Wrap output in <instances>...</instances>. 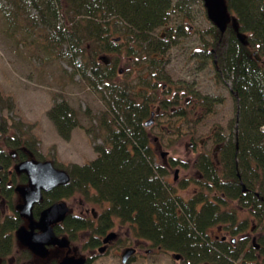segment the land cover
<instances>
[{
  "label": "trees",
  "instance_id": "trees-1",
  "mask_svg": "<svg viewBox=\"0 0 264 264\" xmlns=\"http://www.w3.org/2000/svg\"><path fill=\"white\" fill-rule=\"evenodd\" d=\"M5 1L6 17L36 34L50 57L67 60L72 74L80 73L88 86L102 95L106 105L96 116L99 132L93 129L96 138L103 140V144H95L97 157L66 167L70 183L45 192L42 203L35 205V215L50 201L78 192L91 201H108L106 215L130 222L136 235L179 253L181 264H235L236 260L249 264L259 257L261 261L254 264H263L264 0H225L246 42L238 37L232 22L224 32L215 25L208 30L213 41L205 40L208 44L205 50L209 51L221 81L231 82L236 131L225 142L222 158L216 162L206 154L198 158L196 166L207 180L189 198L168 188L152 139L158 142L168 133L178 135L182 132L178 121L183 118L190 123L189 104L182 102L178 88L170 89L171 84H164L168 76L163 74L162 56L177 35L188 32L183 19L174 21V14H190L197 0ZM220 39H224V48L215 52L212 44ZM109 56L111 60L105 62L104 58ZM135 65L137 81L129 78V70L126 71ZM169 93L170 99L166 96ZM172 108L178 109L170 112L179 120L170 127L161 126V132L151 138L146 120L152 113L155 118L157 110L161 116ZM48 111L59 134L68 139L79 124L73 106L61 99ZM16 122L14 116L0 118V163L4 166L0 186L10 198L8 214L0 211V257L11 255L16 245L15 230L23 218L15 207L14 185L27 180L26 174L16 175L14 170L13 178H6L16 161L10 149L18 151V161L26 158L29 151L40 158L36 138L27 135ZM155 122L154 119L152 124ZM11 130L25 137L12 136ZM167 138L173 146L176 137ZM241 208L246 213L242 217ZM68 219L72 220L73 230L82 226L83 222L72 215ZM217 224L231 234L226 241L212 236L210 228ZM254 225L262 226L261 233L256 242L249 243V252L242 254L248 238L247 227Z\"/></svg>",
  "mask_w": 264,
  "mask_h": 264
},
{
  "label": "rangeland",
  "instance_id": "rangeland-1",
  "mask_svg": "<svg viewBox=\"0 0 264 264\" xmlns=\"http://www.w3.org/2000/svg\"><path fill=\"white\" fill-rule=\"evenodd\" d=\"M5 7L6 1L0 0V118L14 116L17 119L16 123L19 124L22 130L25 129L27 135L36 138V145L40 153L38 156L42 160H52V163L55 162L67 170L66 167H69L71 163L84 164L95 159L97 157L95 144H103L102 138H96L94 134L99 132L96 129V116L106 108L104 100L101 98L102 95L97 90L90 88L86 81L81 78L80 73L72 74V66L67 60L50 57L47 51L42 49L39 39L35 38L36 34L28 32L22 28L21 24H13L10 18L5 15ZM9 7L10 5H8ZM204 8L203 0H197L192 5V9L189 11L190 14L188 12L174 14V18H176L174 21L178 22L183 19L186 26H188L186 30L188 32L185 35H177L170 49L162 56L165 61L163 74L168 76L164 84H171L170 89L178 88L180 94L183 86L188 87L190 93H187L184 98L182 97L183 103L186 102L187 96L190 98L193 97V94L210 95L213 96L212 98L216 97L217 99L214 98L215 101H213L214 104H212L209 113H206L205 106L199 105L196 110L193 101L187 103L189 104L188 109L191 111L189 112V124L185 122L184 118L179 120L176 116L172 117L170 110L173 112L178 110L172 108L168 109L165 114L162 113L161 116L159 115L160 111L157 110L156 113L158 114L154 118L156 122L150 125L152 138V136L161 132V126L170 127L172 122H175L176 119L179 120L178 124L181 126L182 131L178 134L179 136L175 133H168L167 135V137H176L173 146L168 144L170 141L167 140V137L158 142L157 140L154 142L152 139V143H154L152 147L157 153L156 158L159 164L163 165L164 160H171L172 158L176 169L177 166H181L179 173H177L179 185L184 182L182 179L185 178L188 172L193 173L192 176L195 175L197 166H195L196 168L192 166L200 156L210 155L214 157L215 162L220 157L222 158L223 151L220 152L221 149L217 150L218 153L216 154L213 151L216 143H219L211 140L210 134L213 133V130L216 133L223 131V134L229 135L234 134L236 131V123L234 122L236 103L230 88L231 82L219 80L217 71H213L215 69L211 66V63L203 61V57L200 58V61L195 58V55H203V52H198V50L207 48L206 45L208 44L205 40L208 42L213 41V35L208 30L214 24L207 16ZM32 12H35V9H32ZM231 14L228 10V15L231 16ZM17 21L19 20L17 19ZM171 21L174 23L173 20ZM221 39L217 44H212L214 50L224 48V39ZM209 45L210 49L211 43ZM111 57L114 58L112 54ZM111 57H106V60L110 61ZM135 68L136 65L132 67V70L126 68V71L129 70V78L137 81ZM189 94H192V96ZM166 96L169 99L172 98L170 93ZM61 99L69 101L79 118L77 119L79 124L71 130L68 139L59 134L56 124L48 115V110ZM183 103L182 105H185ZM9 104H12V107H7ZM191 126L193 128L189 129ZM93 129H96L95 132H93ZM169 132L173 131L170 130ZM10 134L16 137H25V134L14 133L13 130L10 131ZM162 151L168 153L165 159L160 154ZM55 163L54 165H56ZM175 167L168 169L169 174L167 177L170 180H173L176 175L174 172ZM190 168H193L194 172ZM1 175L0 173V177ZM6 178L9 180L13 176L7 175ZM182 194L184 195V193ZM17 196L15 194L14 202ZM80 197L81 194L77 192L75 197L70 199V204L74 201L75 204L78 203ZM97 208L102 209V206L97 205ZM239 212L240 217L246 214L242 208ZM127 227L129 225L126 224L121 238L114 244V248L109 253L101 255L96 264H122L118 250L129 238ZM247 228L248 239H246L242 254L249 252L247 247L253 237L259 236L261 233L259 230L262 226L254 225ZM212 233L214 234V232ZM83 237L84 235L77 241H83ZM230 237L231 234L228 238ZM237 237H240V235H237ZM74 245H76V242H74ZM14 249L15 252L5 259V264H18L16 258L24 254V248L20 243H17ZM139 253V256L134 257L135 261L130 264H181V261L175 259L170 250H157L155 248L151 252ZM11 259L12 263L10 262ZM259 259L261 261V257L257 260ZM257 260L254 259V263ZM38 262L48 264V261L38 260L35 257L26 261L27 264ZM235 264H239V260H236Z\"/></svg>",
  "mask_w": 264,
  "mask_h": 264
},
{
  "label": "flooded vegetation",
  "instance_id": "flooded-vegetation-1",
  "mask_svg": "<svg viewBox=\"0 0 264 264\" xmlns=\"http://www.w3.org/2000/svg\"><path fill=\"white\" fill-rule=\"evenodd\" d=\"M203 52V55H195L196 60L200 61V58L203 59V61L208 63H211V66L215 69L213 71H216V66L214 65V62L212 61L213 59H211L210 55H209V51L205 50V49H200L198 50ZM216 52V50H215ZM217 73V72H216ZM219 76V75H218ZM219 80H221V76H219ZM190 93L189 90L187 89H183L181 94L182 97L184 98V96ZM190 96H192V94H189ZM200 95H195L193 94V97H188L186 98V102L187 103H192V101L194 102V106L197 108L199 107V105L205 106L206 109V113H209L212 109V104L213 101H215L214 98H212L213 96H208V95H201L200 97H198ZM217 99V98H216ZM195 100V101H194ZM221 101V100H219ZM203 108V107H201ZM228 135V136H226ZM229 134H223V131L216 133V131L213 130V133L210 134L211 140H214V142H219L216 143V145L213 148L214 154L218 153L217 150L221 149L220 152L223 151V149L225 148V142L227 141V139L229 138ZM224 138V139H223ZM18 151L16 150L15 152H12L10 155L12 156V158L16 159V161L18 162L17 158H18ZM30 152H28V156L22 160H25L31 156H33L32 154H29ZM157 154V153H156ZM161 154V153H160ZM168 154V153H167ZM167 154L163 155L162 158H166L165 156H167ZM162 155V154H161ZM200 155V154H199ZM21 161V160H19ZM165 163H163V168L165 170V175H164V180L166 181V184L168 186V188L170 189H174L175 193L178 195H181L185 198H189L192 197L193 195H195V193H197L198 191L201 190L202 184L201 182L205 180H207L206 178H203L202 172L201 170H199V168H196V164H198V160H196L195 164H193L192 167H195L196 172L194 173L195 175L192 176L193 173H187L185 175V178L183 176L184 179H182L184 182L182 184H178V175L177 173H179L180 171V167L181 166H177L176 169V165H173V160L171 158L170 159H166L164 160ZM3 167V166H2ZM171 167H175V176L173 178V180H170L167 175L169 174L168 169H171ZM14 168V169H13ZM13 168L9 169L8 175L11 176L13 173V170L15 172H17V174H21L24 172H18L17 170H15V166H13ZM192 169L194 172L193 168ZM3 170V168L0 169V173ZM177 170V172H176ZM191 171V170H190ZM26 174V173H24ZM27 176V174H26ZM2 177V176H1ZM0 177V183L2 182V178ZM71 177V176H70ZM71 180V178H70ZM28 182V176H27V180L26 182H22V183H18L17 185H14L15 187L18 186L19 184H25ZM68 183V182H67ZM67 183L64 184H59L58 186L54 187H60L61 185H65ZM70 183V182H69ZM1 185V184H0ZM14 187V190H15ZM52 188V189H54ZM50 189V190H52ZM49 191V190H48ZM186 193H185V192ZM47 192V191H43V194ZM15 193L17 194L16 190ZM184 193V195L182 194ZM41 194V195H43ZM76 193H70L69 195L66 196H62L59 198H56L52 201H50V203L44 205L38 214L35 215L34 213V209H35V205L41 204L44 198V195L42 196V199L39 203H36L35 205H33V214H34V218L38 219L40 216V213L42 212L43 209H45L46 207H48L50 204L59 202V201H64L66 206L68 207V211L65 214L64 218L55 222L53 225H51L53 227V230L56 234L57 237L61 238V237H65L67 239V242L64 243L63 245H61L60 243H52L49 244L47 246L49 253L46 256H42V255H38L36 253H34L33 251H31L28 247L24 246L23 244H21L17 238V234H16V230H15V235H16V244L20 243L23 248H24V254L19 255L16 259L18 261V264H27L26 261H28L29 259H31L32 257L37 258L38 260H43V261H48V264H60L61 261H63L64 259H70V257H74L72 258L74 262H72L71 264H96L97 259L101 256V255H105L107 253H109L110 250H112L114 248V244L118 241L119 238H121V235L124 231V226L127 224L129 225V227H127L129 229V232H127L129 234V238H127V242L125 241V244H123L119 250H118V254L121 255V263L122 264H130L133 261H135L134 257L137 255L139 256V252H151L153 251L155 248L158 249H162L167 251V249L163 248L160 245H154L153 242H151L150 239L144 238L142 236H138L136 235V233L133 232L132 230V224L130 222H126V221H121L119 218L117 217H112V215H106L104 212L107 211L108 207H109V202L105 201V200H89L86 199L85 197L81 196L78 200V203L75 204L74 203L70 204V199L72 197H75ZM10 198H8L7 194L5 192L2 191V186H0V211L3 215H7L8 214V201ZM20 201L19 196H17V199L15 201V207L17 206V203ZM4 203H6L4 205ZM97 205L102 206V209L97 208ZM73 206V207H72ZM17 208V207H16ZM21 215V214H20ZM72 215V217L74 219H77L82 223V226H80L78 229H72V220L68 219V216ZM22 217V216H20ZM23 218V222L20 224H27L25 223V221H27V219ZM101 225H103V227H101ZM20 227V226H18ZM211 229V234L214 237H219L222 240H227L229 235V231L224 228V226L222 224H217L216 226H214V228H210ZM36 231H40L39 228H36ZM114 232V237L108 239L107 241L105 240V238L108 236L109 233ZM214 232V234L212 233ZM82 235H84L83 237V241H77ZM242 236V235H241ZM248 237V236H246ZM253 237V236H252ZM233 238V237H232ZM256 237L252 238L253 239ZM235 242V238H233ZM248 239V238H247ZM74 242H76V245H74ZM77 243H80L79 245ZM16 247V245H15ZM14 247V248H15ZM13 248V249H14ZM103 248V249H102ZM128 248H133V253L131 255H129L126 260L123 259V254L124 251H126V249ZM15 252V249L13 250V252L11 253V255ZM173 256L175 255L174 251H171ZM9 255L7 256H3L0 257V264H5V259L8 258ZM175 259H177L178 261L181 260V256L179 258H176L174 256ZM83 259V261L81 263L78 262V260ZM10 262L12 263V259L10 260ZM32 264H46L44 262H38V263H32Z\"/></svg>",
  "mask_w": 264,
  "mask_h": 264
},
{
  "label": "water",
  "instance_id": "water-1",
  "mask_svg": "<svg viewBox=\"0 0 264 264\" xmlns=\"http://www.w3.org/2000/svg\"><path fill=\"white\" fill-rule=\"evenodd\" d=\"M209 19L224 32L228 22L232 20L234 28L237 30L238 37L246 42L244 34L239 31L237 22L234 18L228 15V8L225 0H204ZM120 72L122 70L120 69ZM154 113L146 120V125H151L154 121ZM30 154V153H29ZM162 156L167 154L166 151L161 152ZM2 166H0V169ZM18 172H24L28 176L26 184H19L15 187L20 196V201L17 203V210L22 217L27 219V224H22L17 227L16 234L19 242L28 247L31 251L38 255L46 256L49 253L47 246L52 243H60L63 245L67 242L65 237H57L53 227L55 222L64 218L68 211L64 201H59L50 204L42 210L38 219L34 218L33 205L39 203L42 199L43 191H48L59 184L70 182V173L63 168L55 166L51 160H39L35 157L18 162L15 166ZM177 172V170H176ZM39 228L40 231H36ZM114 232L109 233L105 238L114 237ZM255 242V238L253 239ZM103 249V248H102ZM133 248H128L124 251L123 259L133 253ZM176 258L180 257L179 253L174 255ZM74 257L64 259L60 264H71ZM83 259L78 260L81 263ZM262 264V263H261ZM264 264V263H263Z\"/></svg>",
  "mask_w": 264,
  "mask_h": 264
},
{
  "label": "bare ground",
  "instance_id": "bare-ground-1",
  "mask_svg": "<svg viewBox=\"0 0 264 264\" xmlns=\"http://www.w3.org/2000/svg\"><path fill=\"white\" fill-rule=\"evenodd\" d=\"M73 130V129H72ZM12 152H15L16 150L15 149H13V150H11ZM30 152V151H29ZM35 156V155H34ZM35 158H37V157H35ZM37 159H39V160H42V159H40V158H37ZM19 162V161H18ZM17 161H14L12 164H11V167H13V166H16V164L18 163ZM3 164L2 163H0V166H2ZM2 168H4V166L2 167ZM255 242H256V240H255ZM176 254V253H175Z\"/></svg>",
  "mask_w": 264,
  "mask_h": 264
}]
</instances>
